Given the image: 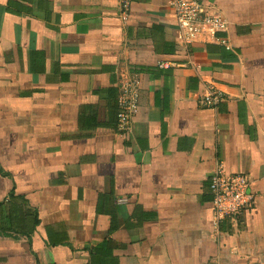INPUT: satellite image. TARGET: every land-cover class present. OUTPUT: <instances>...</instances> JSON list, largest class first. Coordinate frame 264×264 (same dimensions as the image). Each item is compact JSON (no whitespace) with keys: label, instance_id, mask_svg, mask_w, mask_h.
Instances as JSON below:
<instances>
[{"label":"crops","instance_id":"0c3cea01","mask_svg":"<svg viewBox=\"0 0 264 264\" xmlns=\"http://www.w3.org/2000/svg\"><path fill=\"white\" fill-rule=\"evenodd\" d=\"M198 1L227 28L185 46L169 0H0V264H264V0ZM219 161L253 200L214 226Z\"/></svg>","mask_w":264,"mask_h":264},{"label":"built area","instance_id":"2783aa9c","mask_svg":"<svg viewBox=\"0 0 264 264\" xmlns=\"http://www.w3.org/2000/svg\"><path fill=\"white\" fill-rule=\"evenodd\" d=\"M131 0H119L118 15L122 22L129 16ZM176 32L175 38L188 46L200 39L216 38V34L227 28L222 14L198 0H169ZM159 67H168V62H160ZM140 80L137 74L120 75L116 96V128L129 132L133 118L138 111ZM224 99V92L214 83L204 82V89L198 98L202 106L216 108ZM249 178L244 173H228L219 161L209 177L208 188L212 196V224L226 217H235L241 210L252 204L253 196L248 191Z\"/></svg>","mask_w":264,"mask_h":264}]
</instances>
